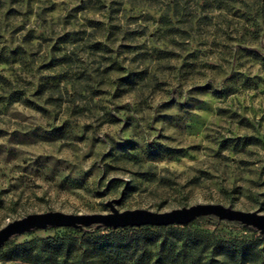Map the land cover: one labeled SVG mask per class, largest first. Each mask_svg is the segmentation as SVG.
Segmentation results:
<instances>
[{
  "label": "rangeland",
  "instance_id": "obj_1",
  "mask_svg": "<svg viewBox=\"0 0 264 264\" xmlns=\"http://www.w3.org/2000/svg\"><path fill=\"white\" fill-rule=\"evenodd\" d=\"M0 54V228L118 197V210L264 214V0H0ZM144 226L152 253L169 227L258 235L215 216ZM138 227L24 232L0 264H114L90 253L97 237ZM64 237L77 239L67 254Z\"/></svg>",
  "mask_w": 264,
  "mask_h": 264
},
{
  "label": "trees",
  "instance_id": "obj_2",
  "mask_svg": "<svg viewBox=\"0 0 264 264\" xmlns=\"http://www.w3.org/2000/svg\"><path fill=\"white\" fill-rule=\"evenodd\" d=\"M1 58L3 59V54H0ZM6 58L4 57L3 60H6ZM9 84H11V81L0 75V85ZM21 96L19 91L14 90L10 93L9 98L11 101H17L21 99ZM160 228V230H163V227ZM124 230H112L99 235L97 239L99 241L103 240L106 245H98L90 253L105 252V249V254L111 256L110 260L114 264H254L259 257L264 256V238L259 235L249 240L244 238L222 239L215 238L214 233L208 230L169 227L167 236L170 237H163L157 250L152 253L150 249L144 248L145 243L155 244L157 242V233L152 227L133 228L132 234H128ZM99 231L100 229H87L82 233L94 234ZM64 238L65 240L61 241L64 247L62 251L67 254L71 252L77 239L74 237ZM127 240L133 241V243H127ZM174 240L181 242L182 245H176L173 242ZM234 256L239 259L236 261ZM79 260L81 259H78V263Z\"/></svg>",
  "mask_w": 264,
  "mask_h": 264
},
{
  "label": "water",
  "instance_id": "obj_3",
  "mask_svg": "<svg viewBox=\"0 0 264 264\" xmlns=\"http://www.w3.org/2000/svg\"><path fill=\"white\" fill-rule=\"evenodd\" d=\"M121 197L107 200L106 212L67 213L58 210L28 213L14 219L0 228V248L13 237L24 232L53 227H72L85 231L87 229H115L126 226L143 225H186L200 216H215L218 221L231 220L256 231L264 238V214L256 210L243 211L221 203H195L166 211H152L146 208L118 210L115 203Z\"/></svg>",
  "mask_w": 264,
  "mask_h": 264
}]
</instances>
